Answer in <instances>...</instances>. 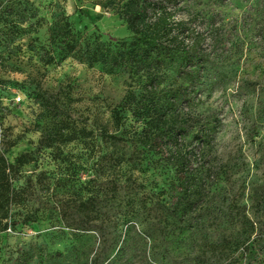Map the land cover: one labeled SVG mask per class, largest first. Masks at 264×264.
<instances>
[{
    "label": "rangeland",
    "instance_id": "obj_1",
    "mask_svg": "<svg viewBox=\"0 0 264 264\" xmlns=\"http://www.w3.org/2000/svg\"><path fill=\"white\" fill-rule=\"evenodd\" d=\"M27 1L37 11L34 26L17 25L23 31L0 48V142L18 139L7 152L0 145V154L9 164L22 154L29 160L17 167L13 181L15 189L29 191L26 200L9 205L0 215V228L7 224L6 231H0V264H11L20 253L37 249L61 254L53 261L64 264L67 259L62 258L70 253L75 235L83 232L64 227L62 213H75L76 205L98 191L99 183L140 184L149 196L147 205L154 207L175 202L177 180L174 169L150 153L142 156L140 165L105 166L102 159L113 148L101 134H131L141 127L128 117L116 131L111 118L128 89L127 77L105 74L99 65L87 67L72 56L59 61L57 42H50L51 30L64 17L84 38H128L130 33L115 14L118 0ZM183 4L184 12L177 18L188 22L198 34L201 50L210 53L196 112L213 114L220 121L204 157L205 197L197 213L209 233L220 231L232 244L217 248L211 263L264 264L263 248L242 249L256 237L253 208L264 185V0H184ZM67 127L74 139L57 141V133ZM44 138L52 145L41 143ZM260 220L264 223V216ZM93 225L99 230L101 222ZM106 225H114L116 235L129 230V264L150 262L153 242L143 231L155 233L154 217L122 207ZM90 234L94 236L90 245L96 248V231ZM198 254L196 247L189 258Z\"/></svg>",
    "mask_w": 264,
    "mask_h": 264
},
{
    "label": "trees",
    "instance_id": "obj_2",
    "mask_svg": "<svg viewBox=\"0 0 264 264\" xmlns=\"http://www.w3.org/2000/svg\"><path fill=\"white\" fill-rule=\"evenodd\" d=\"M121 1L118 0L115 14L130 33L128 38L102 40L98 35L84 38L73 31L64 17L61 25L51 30L50 42L53 45L57 42L59 61L72 56L87 67L99 65L105 74L126 75L128 89L111 111V118L116 131L124 127L128 117L140 122L141 127L131 134L122 131L120 135H113L104 131L102 140L113 151L102 160L110 169L126 162L140 165L142 156L150 153L174 169L178 196L169 206L152 207L147 205L149 196L140 184L121 185L113 180L99 183L98 191L79 202L75 213L70 210L62 213L64 227L83 232L75 235L70 253L62 259H67L64 264H119L121 261L129 264L130 259L126 258L129 230L122 236L116 235L114 225L109 228L106 225L113 213L126 207L140 209L155 218V233L143 231L153 242L148 264H212L213 252L232 243L220 231L209 233L197 213L205 197L204 174L208 170L204 157L209 154L220 127V121L213 114L196 112L210 53L201 50L198 34L188 27V22L177 18V14L184 12V0ZM111 5L107 3V7ZM36 17L37 11L27 0L0 2V48L23 31L17 25L27 24V28H32ZM64 131L67 132L64 134ZM74 134L67 127L57 133V141L70 142ZM17 140L4 138L0 145L7 152ZM42 142L48 147L52 145L49 138ZM28 161V154H22L15 164H9L0 154V215L9 205L26 200L29 191L15 189L13 181L17 167ZM253 209L258 225L256 237L250 242L253 244H242V249L251 252L253 247L263 248L261 252H264V223L260 220L264 216V185ZM98 221L101 222L99 230L93 225ZM6 229L5 223L0 231ZM106 229L112 230L106 232ZM92 231H96L99 239L96 248L90 245L94 238ZM196 247L199 254L190 259ZM180 254L184 256L177 261ZM56 256L40 249L29 250L20 253L11 264H61L53 261Z\"/></svg>",
    "mask_w": 264,
    "mask_h": 264
}]
</instances>
